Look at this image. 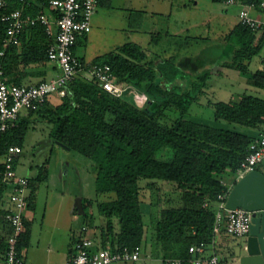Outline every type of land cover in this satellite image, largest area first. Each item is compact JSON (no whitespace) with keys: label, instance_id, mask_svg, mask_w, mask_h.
Here are the masks:
<instances>
[{"label":"trees","instance_id":"trees-1","mask_svg":"<svg viewBox=\"0 0 264 264\" xmlns=\"http://www.w3.org/2000/svg\"><path fill=\"white\" fill-rule=\"evenodd\" d=\"M240 1L258 3L261 0ZM15 7H20V2L8 0L6 9ZM44 7L40 0H33L24 12L36 13ZM2 26L0 22V38L4 34ZM156 34L154 32L152 38ZM223 39L230 57L222 65L240 71L249 84L264 89V67L252 70L249 66L264 46V29L258 31L237 20ZM51 41L52 37L40 24L24 29L20 44L8 46L0 56L4 80L24 84L22 79L29 73L26 66L49 61L46 51ZM81 41L77 40L76 46ZM175 60L173 55L157 60L134 41L123 43L117 52L95 57L91 61L108 63L118 82L146 92L148 102L140 107L133 100L111 94L79 74L66 85L64 95L58 96L59 102L52 105L48 98L37 109L21 115L17 126L0 135V155L11 144L23 148L31 121L52 122L53 142L62 143L92 161L95 202L103 222L98 234L94 231L92 236L101 248L146 246L148 239L142 211L145 198L139 180L147 179L148 186L156 188L157 193L161 187L155 180L170 185L178 190L180 203L158 207L148 224L150 235L160 257H179L184 259L183 264H191L188 246L210 242L221 200L218 195L228 193L236 183L237 169L249 153L250 142L264 134V95L241 93L237 100L214 102L215 120L254 128L258 131L255 137L247 131L188 119V109L207 82L210 70H200L194 80L188 79L185 84L182 73L177 75L179 68ZM189 84L191 86L186 87ZM169 110L175 114L174 118L169 123L161 122ZM49 159L47 157L45 163L37 166L36 173L28 177L27 210L34 208L37 183L48 177ZM261 162L255 168L258 169ZM224 176L232 179L225 181ZM5 186L0 184V246L4 245L8 231L4 221ZM92 202V198L85 196L75 201L74 211L79 213L81 225H91L94 220V213L88 210ZM115 219L118 228H115ZM30 236L31 220L26 217L17 244L19 251H23ZM72 252L71 247L69 256Z\"/></svg>","mask_w":264,"mask_h":264},{"label":"rangeland","instance_id":"rangeland-1","mask_svg":"<svg viewBox=\"0 0 264 264\" xmlns=\"http://www.w3.org/2000/svg\"><path fill=\"white\" fill-rule=\"evenodd\" d=\"M175 2L179 3L180 9L183 6L182 3H188L187 9L173 15L172 21L175 17L178 21L176 35H172L173 24H168L166 19L159 18L158 21L161 22L160 27H162L160 28L151 20L150 14H147V18L140 17L141 22L146 21L140 27H145L147 32L143 33L144 38H140L139 43L146 49L148 55L157 60L171 55L176 57L174 64L179 68L176 72L179 76L182 73L185 84L188 83L186 82L188 79L194 80L196 73L200 70H210L209 78L202 86L195 101L191 103L186 118L247 131L255 137L258 131L254 128H246L225 120H215L213 117L214 102L218 100H237L241 93L264 95V89L249 84L243 73L222 65L223 61L230 57L229 48L223 36L236 23L239 7L213 0H175ZM118 12L119 10H114L112 13ZM133 17L135 15L130 16V22L134 21ZM133 25L132 27H136L137 23ZM130 27L125 26L124 20L103 17L98 25L88 33L87 38L77 44L76 52L78 51L77 54L86 59L101 57L110 51L117 52L118 47L123 43L130 39L136 40ZM148 30L157 32L154 38L151 36L153 32L149 33ZM166 30L170 31L169 34H165ZM249 66L252 70L264 67V46L253 57ZM188 86L191 84L186 87ZM138 91L147 96L146 92ZM53 95L56 97L52 105L59 102L58 96ZM125 98L132 101V96ZM174 116L175 114L170 110L166 111L160 121L169 123ZM53 130L52 122L40 119L31 121L25 134L23 151L16 164L17 174L34 175L37 166L45 163L47 157H50L47 163L48 177L37 183L34 208L26 212L31 220V236L23 251L29 263L32 264H57V260L61 257H65L66 260L69 257V249L72 247L74 237L78 234L76 228L80 230L82 227L92 228L98 234L99 226L103 225L95 202L92 161L74 150L53 142L50 136ZM63 163L69 164L66 177ZM257 167L264 173V159ZM230 179L232 178L224 176L225 181ZM146 180L141 178L139 184L142 187V196L145 198L142 211L148 243L143 246L142 256L138 260L111 264H158L161 255L152 249L153 239L150 235L151 228L148 226L150 218L156 215L160 205L179 204L181 199L178 190L171 188L161 180L154 179L161 187L159 193L155 191L156 188H150ZM81 194L93 200L88 207V210L94 213L91 225H81L82 219L79 213L74 211V203L81 197ZM114 222L115 228H118L116 219ZM227 241L231 253V256L228 255L227 264H238V255L243 252L244 237L228 234Z\"/></svg>","mask_w":264,"mask_h":264},{"label":"built area","instance_id":"built-area-1","mask_svg":"<svg viewBox=\"0 0 264 264\" xmlns=\"http://www.w3.org/2000/svg\"><path fill=\"white\" fill-rule=\"evenodd\" d=\"M20 7L6 9L8 0H0V22L4 34L0 38V56L10 45L20 44V35L28 26L40 24L46 34L52 37L46 51L47 59L54 61L58 72L47 79L33 84L6 82L0 67V135L18 124L19 117L41 106L48 98L65 93L66 85L79 74L91 79L107 92L120 97L132 96L136 105L142 107L148 102L145 93H140L133 85L118 82L108 63L82 60L75 52L79 36L91 29V18L98 0H40L45 6L36 13L24 12L33 0H18ZM227 5L239 7L237 20L253 29H264V0L258 3H243L240 0H224ZM23 151L17 144L6 147L0 155V184L6 185L7 204L4 221L7 233L4 245L0 246V264H26L23 251L18 250V242L27 217L28 177L17 174L16 164ZM264 158V134H260L249 144V153L241 161L236 179L254 170ZM221 199L215 215L213 234L222 229L235 237L247 236L253 212L242 207L226 208L227 193H220ZM82 231L87 228L82 227ZM79 233L72 243V254L65 264H111L136 261L142 256L140 246H123L116 249L97 247L94 237ZM213 235V237H214ZM212 237V238H213ZM208 243L201 241L188 246L191 264H221V255L207 253ZM179 257H160L158 264H183Z\"/></svg>","mask_w":264,"mask_h":264},{"label":"crops","instance_id":"crops-1","mask_svg":"<svg viewBox=\"0 0 264 264\" xmlns=\"http://www.w3.org/2000/svg\"><path fill=\"white\" fill-rule=\"evenodd\" d=\"M182 4H183V6L180 9L179 3L175 2V0H98L96 10L93 13L92 18H91V29H90V31L93 29L94 26L98 25V23L100 22V20L103 17H108V18L111 17L113 19H118L119 21L124 20L125 26L126 25L131 26L129 29L130 30L132 29L131 32L133 34H135L134 36H135L136 40L130 39V41L132 40L141 46V44L139 43V40H140V38H144L143 33H146L147 30H145V27H140L141 25H144L146 22V21H143L144 23L141 22L140 17L143 16L144 18H147V14L148 15L150 14L151 20L154 21V24L158 27L161 26L160 25L161 22H159L158 19L159 18L166 19L168 24H173L172 25V31H173L172 35H174L176 30H177L176 25L178 24V21H177L176 17H175L174 21H172L173 15H176L181 10L187 9V6H188V3L184 2ZM114 10H119V12L113 14L112 12ZM131 15H135V17H133L134 18L133 22L129 21V18ZM136 18H137V20H135ZM181 22L183 23L184 21H181ZM134 23H137L136 27H132V26H134L133 25ZM140 23H142V24H140ZM168 27H169V25H168ZM146 28H148V27H146ZM160 28H162V27H160ZM160 30L162 32V29H160ZM168 30H170V29H168ZM148 31H149V33L155 32L152 30H148ZM169 32L170 31L166 30L165 34H169ZM88 33H86L85 35L79 36L78 40L81 41L83 39H86L88 36ZM141 49H143L147 53L146 49H144L142 46H141ZM76 50H77V48L75 46V52H76ZM77 53H78V51L76 52V54ZM79 57H82L84 60H87V61L88 60L91 61L94 58L93 57L92 59H86L84 56H79ZM25 69L29 73H27L22 79V83H24V84L37 83L38 81H40L42 79L50 78L51 76H53L54 74H56L58 72L57 64L51 60L45 61L44 63L37 64V65L36 64H29L28 66L25 67ZM55 97H56L55 95L50 96L49 97L50 101L53 102V99ZM68 167H69L68 163H63V171L65 172V177L67 174L66 172L69 170ZM25 176L29 177L32 175H25ZM81 196H83V194H81ZM6 204H7V202L5 203V205ZM74 206H75V203H74ZM76 230L78 231L77 232L78 234L75 235L74 239H76V237L79 235V233H82V234L88 233V235L91 236V235H93V233L95 231L92 228H87V231H82V230H80V228H76ZM1 231H2V228H0V232ZM227 235L228 234L223 229L219 233H216L214 235V237L208 243L206 252L207 253L217 252L222 257H224L225 260H227L228 255L231 256V253L229 250L230 245L227 241ZM243 237L245 238V236H243ZM149 244H150V242H149ZM152 249L153 250L157 249V246L155 243H153ZM23 254L25 256V263L26 264H32V263H29V261L27 260L26 254L24 251H23ZM64 260H65V257H61L59 260H57V264H65L66 260L65 261Z\"/></svg>","mask_w":264,"mask_h":264},{"label":"water","instance_id":"water-1","mask_svg":"<svg viewBox=\"0 0 264 264\" xmlns=\"http://www.w3.org/2000/svg\"><path fill=\"white\" fill-rule=\"evenodd\" d=\"M154 105L155 102L151 107ZM225 206L230 209L242 207L253 212L238 264H264V173L255 168L237 179L227 193ZM220 260L221 264H227L224 257L221 256Z\"/></svg>","mask_w":264,"mask_h":264}]
</instances>
